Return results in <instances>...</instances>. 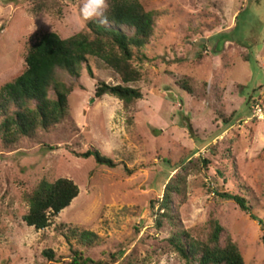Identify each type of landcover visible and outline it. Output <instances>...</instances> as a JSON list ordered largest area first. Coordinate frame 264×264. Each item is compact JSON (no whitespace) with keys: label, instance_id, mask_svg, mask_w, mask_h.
<instances>
[{"label":"rangeland","instance_id":"374dc122","mask_svg":"<svg viewBox=\"0 0 264 264\" xmlns=\"http://www.w3.org/2000/svg\"><path fill=\"white\" fill-rule=\"evenodd\" d=\"M82 2L57 0L38 12L29 0H0V87L24 71L36 36L54 32L68 39L86 29ZM139 2L153 13L155 27L142 51L147 59L135 64L142 79L129 84L143 95L134 111H125L116 97L95 98L98 81L119 80L90 58L94 77L84 65L80 79L69 80L75 90L66 121L13 149L0 147V264H69L72 249L107 264H185L169 246L172 228H159L156 214L175 165L198 158L213 164L188 174L184 195L174 196L181 228L202 239L215 217L246 264H264V115L252 118L253 106L264 111V0ZM89 145L133 173L73 153ZM60 178L73 181L79 194L37 232L23 220L27 195L40 182ZM241 186L263 227L214 194ZM72 229L96 234L100 245L78 246Z\"/></svg>","mask_w":264,"mask_h":264},{"label":"trees","instance_id":"16d2710c","mask_svg":"<svg viewBox=\"0 0 264 264\" xmlns=\"http://www.w3.org/2000/svg\"><path fill=\"white\" fill-rule=\"evenodd\" d=\"M32 11L48 9L57 0H29ZM108 25L87 22L86 29L76 35L63 39L54 32L41 33L29 46L25 57V69L13 81L0 87V147L13 149L23 139H34L39 132H49L69 117V96L75 90L70 79L79 80L83 66L94 77L90 58L102 61L119 80L118 84L98 81L95 98L110 95L122 102L127 112L134 111L142 100L139 89L129 86L142 79L136 63L147 59L142 52L148 46L154 34L155 17L146 12L139 0H107ZM180 85L188 93L191 89L185 81ZM253 119L254 118L252 116ZM129 121V120H128ZM130 122V121H129ZM83 159L92 158L97 165L109 169L124 165V171L131 175L124 163L104 155L97 146L89 145L84 152H73ZM171 165V161H168ZM213 162L198 158L195 163L181 161L178 172L165 186L163 198L156 214L159 228L167 223L172 228L168 239L169 246L181 257L185 264H246L241 248L221 222L211 217L206 224L204 238L193 237L188 230L181 228L180 217L173 209L174 196L182 197L187 189V177L190 173H202ZM180 166V168H179ZM224 177L221 171H217ZM77 185L66 178L55 182H40L27 195L28 213L23 217L25 224L35 231H44L51 226L52 220L67 209L77 198ZM222 201L234 202L241 211L249 214L263 227L261 219L253 214L252 200L243 187L236 190L214 191ZM58 229V228H57ZM63 229V228H62ZM59 230V229H58ZM69 236L78 246L91 249L100 245V238L88 231L69 230ZM68 238V237H67ZM264 244V237H263ZM43 255L55 260L51 250ZM69 264H107L86 256L82 250L72 249Z\"/></svg>","mask_w":264,"mask_h":264},{"label":"clouds","instance_id":"9594fccd","mask_svg":"<svg viewBox=\"0 0 264 264\" xmlns=\"http://www.w3.org/2000/svg\"><path fill=\"white\" fill-rule=\"evenodd\" d=\"M107 0H83L80 15L84 21H91L99 25H108Z\"/></svg>","mask_w":264,"mask_h":264},{"label":"built area","instance_id":"2783aa9c","mask_svg":"<svg viewBox=\"0 0 264 264\" xmlns=\"http://www.w3.org/2000/svg\"><path fill=\"white\" fill-rule=\"evenodd\" d=\"M253 113H252V116L254 118H257V119H260L259 117L263 116L264 115V111H263V108H261V106L259 105H255L253 106Z\"/></svg>","mask_w":264,"mask_h":264}]
</instances>
